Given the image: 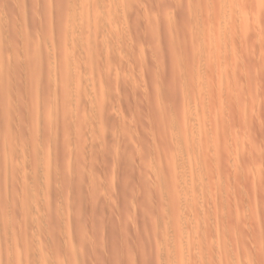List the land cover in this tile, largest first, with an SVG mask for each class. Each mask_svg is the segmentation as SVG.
<instances>
[{"label":"rangeland","instance_id":"obj_1","mask_svg":"<svg viewBox=\"0 0 264 264\" xmlns=\"http://www.w3.org/2000/svg\"><path fill=\"white\" fill-rule=\"evenodd\" d=\"M0 24V264H264V0Z\"/></svg>","mask_w":264,"mask_h":264},{"label":"bare ground","instance_id":"obj_2","mask_svg":"<svg viewBox=\"0 0 264 264\" xmlns=\"http://www.w3.org/2000/svg\"><path fill=\"white\" fill-rule=\"evenodd\" d=\"M0 26H1V24H0ZM0 28H2V27H0ZM22 42H23V41H22ZM24 43H25V42H24ZM22 45H23V44H22ZM22 48H23V47H22ZM24 49H25V48H24ZM12 51H13V50H12ZM22 51H23V50H22ZM20 53H21V52H20ZM20 53H19V54H20ZM0 55H1V54H0ZM13 56H14V55H13ZM22 59H23V58H22ZM22 59H21V60H22ZM9 61H10V60H9ZM12 62H13V61H12ZM12 62H10V63H12ZM14 62H15V61H14ZM10 65H11V64H10ZM25 67H26V66H25ZM8 93H9V92H8ZM8 93H7V94H8ZM8 99H9V98H8ZM10 115H11V114H10ZM10 115H9V116H10ZM41 115H42V114H41ZM43 115H44V114H43ZM39 116H40V115H39ZM4 117H6V115H5ZM11 117H12V116H11ZM42 118H44V117H41V119H42ZM14 119H15V116H14ZM36 119H37V118H36ZM1 120H3V118H2ZM16 120H17V119H16ZM39 120H40V119H39ZM43 120H44V119H43ZM3 121H4V120H3ZM13 121H14V120H13ZM7 122H8V121H7ZM18 122H19V121H18ZM0 123H1V122H0ZM2 123H4V122H2ZM2 123H1V124H2ZM43 123H44V122H43ZM16 124H17V123H16ZM28 124H29V123H28ZM30 124H31V123H30ZM33 124H34V123H33ZM33 124H31V125H33ZM40 124H41V123H40ZM42 125H44V124H42ZM3 126H4V125H3ZM3 126H2V127H3ZM13 126H14V125H13ZM29 126H30V125H29ZM4 127H5V126H4ZM30 127H31V126H30ZM4 131H5V130H4ZM39 132H40V131H39ZM34 133H35V132H34Z\"/></svg>","mask_w":264,"mask_h":264}]
</instances>
